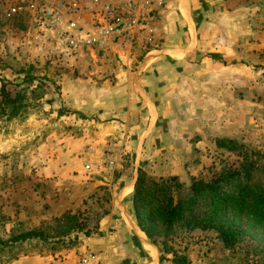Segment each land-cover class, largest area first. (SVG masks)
Listing matches in <instances>:
<instances>
[{
	"label": "rangeland",
	"instance_id": "rangeland-1",
	"mask_svg": "<svg viewBox=\"0 0 264 264\" xmlns=\"http://www.w3.org/2000/svg\"><path fill=\"white\" fill-rule=\"evenodd\" d=\"M176 1L156 24V47L99 50L80 43L70 16L57 22V0H0V91L6 83L22 101L17 118L0 107V264H81V254L91 264H264V0H204L213 63L169 87L170 135L155 159L139 122L128 131L98 109L165 40ZM224 173L235 178L221 190L226 219L244 232L234 248L215 231L165 230L158 207L169 196ZM141 174L153 181L143 194L153 252L133 235ZM34 231L42 239L4 246Z\"/></svg>",
	"mask_w": 264,
	"mask_h": 264
},
{
	"label": "crops",
	"instance_id": "crops-1",
	"mask_svg": "<svg viewBox=\"0 0 264 264\" xmlns=\"http://www.w3.org/2000/svg\"><path fill=\"white\" fill-rule=\"evenodd\" d=\"M203 1L177 0L171 4L167 13L169 26L163 28L166 33L165 40L161 43L159 41L157 49L147 53L139 64L137 73L127 75V83L119 84L116 101L112 100L98 108L103 110L101 117L106 118L112 114L113 117L124 121V125H121L128 131L134 126V129L137 128V123H140L144 128L139 137L141 146L147 144L150 149H147L150 154L147 159H155L162 153L161 143L170 135V132L165 131L170 127L171 109L168 106L172 102L168 99L172 92L169 87L182 79L185 72L213 63L205 52L208 45V38L205 37L208 11ZM132 224L133 235L141 245L150 250L148 252H153L151 247L146 246L148 238L145 233L135 221H132Z\"/></svg>",
	"mask_w": 264,
	"mask_h": 264
},
{
	"label": "trees",
	"instance_id": "trees-1",
	"mask_svg": "<svg viewBox=\"0 0 264 264\" xmlns=\"http://www.w3.org/2000/svg\"><path fill=\"white\" fill-rule=\"evenodd\" d=\"M1 112L8 118H17L21 114V98L13 94L6 83L2 84L1 91ZM238 176V174H235ZM232 178V179H230ZM235 179L231 173H224L210 183L193 180L189 190L178 200L168 197L166 204L162 203L158 207V218L163 221L166 231H171L173 227L180 223L191 231H215L219 234L226 248H234L244 235L240 226L232 225L226 219V208L229 198L223 197L222 188L224 184ZM153 182L146 179L145 174H141L135 185L133 206L135 221L140 230L147 238L156 243V227L151 224V216L144 208L143 194L146 184ZM152 184V183H151ZM182 189L181 184H177ZM201 212V215L198 214ZM33 239H42L39 232H29L17 236L11 243L4 244L9 247L11 244L26 242ZM164 245V243H162ZM175 264H188L185 256L175 257Z\"/></svg>",
	"mask_w": 264,
	"mask_h": 264
},
{
	"label": "built area",
	"instance_id": "built-area-1",
	"mask_svg": "<svg viewBox=\"0 0 264 264\" xmlns=\"http://www.w3.org/2000/svg\"><path fill=\"white\" fill-rule=\"evenodd\" d=\"M166 3L167 0H57L55 13L57 22L71 17L69 29L85 47L106 50L119 44L146 49L157 45L156 24ZM45 10L50 9L45 5ZM17 11L14 8L9 15ZM83 16L88 17L86 22ZM91 261V256L81 254V264Z\"/></svg>",
	"mask_w": 264,
	"mask_h": 264
}]
</instances>
